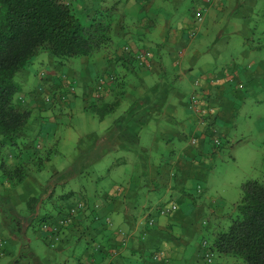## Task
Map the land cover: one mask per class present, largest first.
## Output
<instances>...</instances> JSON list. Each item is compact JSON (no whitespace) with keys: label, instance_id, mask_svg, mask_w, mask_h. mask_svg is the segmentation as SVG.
<instances>
[{"label":"crops","instance_id":"1","mask_svg":"<svg viewBox=\"0 0 264 264\" xmlns=\"http://www.w3.org/2000/svg\"><path fill=\"white\" fill-rule=\"evenodd\" d=\"M79 1L75 4L84 21L98 8L114 9L113 43L107 51L81 58L77 63L70 62L65 72L64 64L57 63L48 54L51 68L44 80L50 89L60 82L59 89L63 87L64 78L78 86L86 109L102 126L94 124L86 137L90 145L89 157L92 163H98L104 155L111 154L114 167L104 172L93 167V171L105 174L109 181L106 188L98 189L101 194L91 196L81 192L78 195L73 190L54 199L56 214L50 215L56 217L55 223L57 216L72 209H76L75 222L57 233L41 227V235L49 247L59 246V251L65 250L75 235L87 237L89 247L77 259L78 264H179V259L189 251L179 241L192 236L198 229L196 218L204 204H199L193 196L195 192L203 193L201 184L198 183L194 192L190 191L189 184L192 179L201 180L207 170L213 168L211 160L219 157L225 142L230 141L229 125L236 119V102L245 99L247 94H255L264 80V60L255 58L254 52L259 48L250 40L258 26L249 25L253 18L264 13L261 8L264 0H193L184 16L187 0H88L78 4ZM230 17H234V24H243L244 31L237 32L243 41L237 54L245 60L243 62L222 59L231 44L230 37H225L222 31L206 48H201L200 41L195 42L206 23L210 26L220 24ZM127 46L135 52L148 51L152 56L144 65L137 66L129 62L125 52ZM18 74L22 76L21 72ZM114 74L119 82L111 89ZM101 79L105 81L103 85ZM121 83L124 89L119 86ZM192 95L199 98L201 112L210 111L209 120L201 119L195 112L190 100ZM75 97H68L71 103L79 98ZM115 97L120 102L105 117L100 118L88 108L110 104ZM23 101L20 107L38 112L29 126L33 136L38 135L36 141L47 144L52 130L44 129L45 124L40 126L43 103L35 100L31 93ZM51 107L49 104L45 109L51 110ZM108 117L112 119L111 124H108ZM147 126L149 139L143 134ZM45 130L49 132L42 135ZM215 136L223 141L221 148L214 144ZM193 139L197 142L193 143ZM235 143L236 140L232 142ZM123 151L130 155L121 154ZM10 158L7 163H14ZM128 164L131 170H127ZM74 169H71L74 174L71 179L75 177ZM35 172L28 169L21 185L31 180L39 185L33 176ZM5 184L7 196L11 198L9 210L17 217L21 216L19 211L25 215L22 206L28 205L36 195H23L17 190L19 185L12 186L7 179ZM164 191L178 210L170 216L159 217L156 225L150 228L148 218L164 205ZM215 212L211 209L212 214ZM4 214L6 211L0 210L3 256L8 248L11 249V244L7 245V240L1 236L6 231ZM31 225L29 217L23 220L20 229ZM159 253H162L161 259L155 260L153 256Z\"/></svg>","mask_w":264,"mask_h":264},{"label":"rangeland","instance_id":"2","mask_svg":"<svg viewBox=\"0 0 264 264\" xmlns=\"http://www.w3.org/2000/svg\"><path fill=\"white\" fill-rule=\"evenodd\" d=\"M87 1L88 0H80L78 4ZM192 5L193 0H187L183 8L182 16L188 12ZM260 6L261 3L259 4V8ZM261 8H264L263 4ZM263 14L256 16L249 23L253 28L258 26L257 31L254 29L256 33L250 36L251 44L258 48L262 45L264 40ZM178 16L179 15H177V17ZM233 20L234 17L228 19L224 18L220 24H212L214 26L207 25L209 22L206 23L203 32L196 38L195 42L200 41L202 43L201 48H206L212 45L215 38L222 31L225 37H230L229 41H231L228 54L223 53L222 59L225 58V62L235 61L236 63L245 61L237 54L241 51L240 43L243 42L241 36L237 32L238 30L244 31V28H242L243 24H234ZM231 51L236 52V54L231 53ZM255 53L257 55L255 58L264 60V48H259L254 54ZM233 56L236 59H232ZM80 61H82L81 58L64 61L63 71H67L70 62L77 63ZM50 68L51 61L48 53H42L37 56L26 70L21 72L22 76L19 75L16 78L17 83L21 86V91L16 96L15 101L20 103L31 93L35 100L40 99L43 103V101L46 100L45 96L53 95V90L55 91V89L59 87L57 86L56 88L50 89L44 80L48 78ZM24 74L27 78L24 77ZM117 79V75L114 74L113 83H110L111 89ZM62 84L65 86L63 91L68 93L71 98L75 97V95V98H79H77L75 103H71L70 98H68L61 104H55L53 108L51 107V110L42 109V119L40 120V126L45 124L44 129H48L49 131L52 130L47 136L51 138L46 139L47 144L43 141L39 143L40 152L57 148V153L42 171L35 172L33 166L27 165L30 170L35 172L33 176L36 177L39 185L34 182V180H31L28 184L25 182L24 185L20 184L17 187V190L22 192L23 195L31 193L36 195L33 197L37 199L44 197L47 193L54 192L52 197L48 195L49 198L45 201L44 210L40 211L42 216H44L46 212L56 214L53 208L54 199L58 200L60 197L68 195L73 190L77 192L78 195L81 192L90 194L91 196L95 193L101 194V191L98 189L106 188L105 185H107L109 181L106 179L105 174L93 171V167L96 166L101 172H104L110 167H114L112 163L113 156L111 154L104 155L98 163H92V158L91 156L89 157L90 152L88 153L90 145L86 137L90 134L94 124L99 128L102 126H100L99 121L95 120L93 114L86 109L78 86L65 78L62 80ZM71 87L75 88V93L71 92ZM247 95L242 101L236 102V119L229 125L231 131L230 141L225 142L220 156L211 160L214 164L213 168L207 170L204 174V178L201 180L192 179L189 184L190 191L192 190V192H194L198 183L201 184L203 193L198 195L195 192L193 196L199 204H201L200 202L204 204L200 211H198V217L196 218L198 229L195 230L192 236H186V238H183L184 241H179L181 246L189 249L185 256L179 259V264L242 263L237 259L220 255L216 251H212L213 255L210 257L211 262L208 263L204 259L205 250L202 248V245L204 242H207L209 246H211L213 242L212 234L215 232L217 226H219L218 228L220 229H225L231 225L234 205L237 204L241 198V188L243 184L251 180L264 183V80L261 82L260 88L255 94ZM116 100L117 97L112 99L110 104L115 103ZM45 104L51 103L46 102ZM37 113L38 112L34 111V115ZM33 117L36 119L35 116ZM107 121L108 124H111V117H108ZM29 126L26 138L22 141L29 143L28 145L31 143L34 145V143L37 142L36 140H38V135L37 137H35V135L33 136V130H30ZM148 127L149 126L144 128L143 134L145 135V139H149L146 137L149 135ZM49 131H43L42 135H46ZM43 138H45V136ZM235 140L236 143L233 145L232 142ZM15 151H17V149L12 148L9 144L0 146V167L2 158L7 161L9 157L13 155L10 160H14V154H17ZM32 151L36 152V149L32 148ZM6 152L10 153L7 154ZM121 154L128 157L130 152L123 151ZM18 163L19 161H15L10 164L13 166V164ZM23 163H25V161H23ZM81 167L86 169L84 170ZM72 168H75V177H73V179H71L72 176H74V174L72 175L71 173ZM130 168L131 166L128 164L127 170H131ZM99 178L100 180H98ZM5 183L6 178L3 176L0 169V210L6 211V214H4L6 221L4 227L6 231L2 232L1 236L7 240V245L11 244V249L9 250L8 248V252L5 256L0 258V264H78V258H80L89 247L86 241L87 237L75 235L74 240L70 243L71 247L69 244L67 247H64L65 250L59 251V246L51 248L46 243L41 235L40 222L37 223L36 221L34 225L27 229L26 227L20 229L23 220L30 217L27 209L28 206H22V208L26 210L25 215L22 214V211H19L21 216H14V213L9 210L11 207H8L11 201L9 200L10 197L7 196ZM163 195L165 196L163 200L165 203L162 207L168 205L170 202L173 203V199L170 200V195L165 191ZM207 203L209 204L208 206ZM211 209L216 210L215 214L211 213ZM201 210L203 211L201 212ZM0 224L3 225L2 218H0ZM185 239L187 241H185ZM198 252L200 253L199 257Z\"/></svg>","mask_w":264,"mask_h":264},{"label":"trees","instance_id":"3","mask_svg":"<svg viewBox=\"0 0 264 264\" xmlns=\"http://www.w3.org/2000/svg\"><path fill=\"white\" fill-rule=\"evenodd\" d=\"M75 2L77 0H0V146L9 144L17 149L13 159L20 163L12 166L2 158L0 169L12 186L26 180L27 165L33 166L36 172L42 171L57 153V148L40 152L39 142L28 145L22 141L26 138L34 111L20 107L23 100L20 103L15 101L21 91L16 81L18 73L42 53H48L57 63L64 64L69 59L92 57L108 50L113 43L114 9L98 8L84 21L78 15ZM259 48H264V40ZM127 55L129 62L141 66L132 54ZM119 86L124 89L123 83ZM64 87L53 90V95L49 96L52 107L68 99L69 94L62 90ZM119 102L88 108L102 118L114 111ZM45 103L46 100L42 108L49 105ZM219 139L221 144L216 145L215 141L214 144L221 148L223 141ZM241 190V198L234 205L231 225L225 229L216 227L210 250L237 259L241 264H264V183L251 180L244 183ZM52 194L50 192L49 197ZM49 197L28 201L32 225L37 221L42 227L56 219L49 212L44 216L40 213Z\"/></svg>","mask_w":264,"mask_h":264},{"label":"built area","instance_id":"4","mask_svg":"<svg viewBox=\"0 0 264 264\" xmlns=\"http://www.w3.org/2000/svg\"><path fill=\"white\" fill-rule=\"evenodd\" d=\"M125 52L127 54H132L135 58L138 59V61L140 62L141 65H144V61L147 62V60L152 56V54L148 51H142V52H135L132 51L131 48L129 46H127L125 48ZM101 84H104V79H101ZM100 90H103V86L99 87ZM71 92L75 93V88L71 87ZM191 105L192 107L195 109V112L200 115L201 119H208L210 117V111H204L201 112L200 108L198 107V103H199V98L196 95H192L191 97ZM51 98L49 96H46V102H50L51 103ZM200 109V110H199ZM202 113V114H201ZM203 117V118H202ZM214 141L216 143V145H220L221 141L218 137H214ZM197 140L193 139V143H196ZM178 209V206L174 203H168V205L166 206H161L159 207L157 210H155L154 212L150 213V216L148 218V226L150 227H154L157 223V219L159 217H165V216H170V214H172L173 212H175ZM75 218H76V209H72L70 210L67 214L59 217L58 216V220L55 223V220L53 222L50 223H46L42 226V230L45 231H52L54 233H57L59 230H61L62 228H67L70 225H73L75 222ZM48 229V230H47ZM202 248L205 250L204 252V259L206 262H211V256L213 255V252L210 250V246L207 242H204L202 245ZM4 255V243L0 242V257H2ZM162 257V253L159 254H155L153 256V258L155 260H159Z\"/></svg>","mask_w":264,"mask_h":264}]
</instances>
